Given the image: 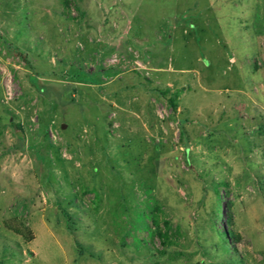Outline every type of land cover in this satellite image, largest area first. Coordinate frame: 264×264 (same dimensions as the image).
Masks as SVG:
<instances>
[{"label":"rangeland","instance_id":"1","mask_svg":"<svg viewBox=\"0 0 264 264\" xmlns=\"http://www.w3.org/2000/svg\"><path fill=\"white\" fill-rule=\"evenodd\" d=\"M0 264H264V0H0Z\"/></svg>","mask_w":264,"mask_h":264},{"label":"water","instance_id":"2","mask_svg":"<svg viewBox=\"0 0 264 264\" xmlns=\"http://www.w3.org/2000/svg\"><path fill=\"white\" fill-rule=\"evenodd\" d=\"M66 127V125H62V128L64 129Z\"/></svg>","mask_w":264,"mask_h":264},{"label":"trees","instance_id":"3","mask_svg":"<svg viewBox=\"0 0 264 264\" xmlns=\"http://www.w3.org/2000/svg\"><path fill=\"white\" fill-rule=\"evenodd\" d=\"M172 103V102H171Z\"/></svg>","mask_w":264,"mask_h":264}]
</instances>
